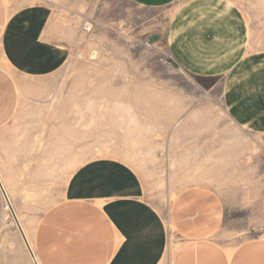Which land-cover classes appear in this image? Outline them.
I'll return each mask as SVG.
<instances>
[{
  "label": "rangeland",
  "instance_id": "374dc122",
  "mask_svg": "<svg viewBox=\"0 0 264 264\" xmlns=\"http://www.w3.org/2000/svg\"><path fill=\"white\" fill-rule=\"evenodd\" d=\"M177 5L152 12L133 0L51 3L77 40L61 70L31 81L37 95L24 91L0 137V244L4 230L19 226L2 184L42 182L57 196L72 172L104 158L140 174L166 220L177 190L205 186L223 204L224 241L264 239V135L230 120L220 82L171 60L166 33Z\"/></svg>",
  "mask_w": 264,
  "mask_h": 264
},
{
  "label": "crops",
  "instance_id": "0c3cea01",
  "mask_svg": "<svg viewBox=\"0 0 264 264\" xmlns=\"http://www.w3.org/2000/svg\"><path fill=\"white\" fill-rule=\"evenodd\" d=\"M133 2L152 12L178 4L166 33L171 60L189 76L220 82L230 120L263 136L264 0ZM76 40L51 4L0 0L1 138L19 116L24 91L37 95L31 81L61 70ZM2 185L19 226L4 230L0 264H264V239L223 240L224 207L210 188L177 190L166 220L122 160L89 161L57 196L42 182Z\"/></svg>",
  "mask_w": 264,
  "mask_h": 264
},
{
  "label": "built area",
  "instance_id": "2783aa9c",
  "mask_svg": "<svg viewBox=\"0 0 264 264\" xmlns=\"http://www.w3.org/2000/svg\"><path fill=\"white\" fill-rule=\"evenodd\" d=\"M43 1H45L48 4H51V3H53L54 0H43ZM88 25H89V23H87V24L84 25L85 29H89V26Z\"/></svg>",
  "mask_w": 264,
  "mask_h": 264
}]
</instances>
